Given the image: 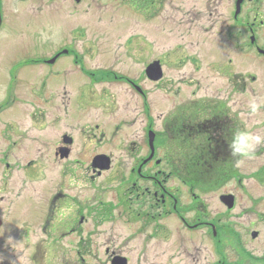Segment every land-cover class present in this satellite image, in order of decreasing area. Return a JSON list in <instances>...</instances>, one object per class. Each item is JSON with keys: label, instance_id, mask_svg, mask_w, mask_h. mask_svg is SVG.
<instances>
[{"label": "flooded vegetation", "instance_id": "af4514ba", "mask_svg": "<svg viewBox=\"0 0 264 264\" xmlns=\"http://www.w3.org/2000/svg\"><path fill=\"white\" fill-rule=\"evenodd\" d=\"M91 1L103 2L105 11L118 8L120 12L123 6L133 5L137 15L151 6L157 7L161 13H168L171 18L166 19L176 26L174 39L183 41L169 48L173 51L169 66L180 67L191 60L202 70L206 68L233 76L232 79L238 80L233 88L241 93H246V85L258 82L260 74L257 72H264V0H131L133 4L128 0L117 3L115 0H73L71 10L62 5L57 8H65L71 17L79 10L89 14L87 8H93ZM29 2L0 0V33L5 32L13 18L10 7ZM83 5L86 7L82 8ZM103 19L106 21L108 17ZM77 32L81 39L86 30L82 27ZM74 36L72 41L57 44L53 55L15 64L7 74L9 92L6 98H0V264H118V259L124 264H132L131 255L111 252L109 246L93 239L94 211L102 216L97 220L101 225L107 221L109 213L115 215L116 209H119V219L133 228L134 234L143 235V249L136 257L137 264L147 258L152 246L147 242L158 238L167 243L174 219L194 234L197 231L212 233L217 255L221 254L222 247L226 250L234 245V242H223V228L228 227L241 245L242 236L237 231V224L227 218L234 208L226 210L228 216L218 211L210 217L205 211L203 195H197L187 187L188 179L180 177L179 170L175 171L182 164L172 158L179 138L182 143L194 142L196 149L202 152L213 154L218 148L229 151L225 137H231L230 130L243 128L236 122L238 117L227 115V123L222 124L223 135L219 127V131H213L214 139L209 138L200 125L224 114L226 102L201 97L188 99L176 110V116L175 113L171 116L176 120L177 132L171 141H167L170 142L168 147L157 145L155 125L149 115L146 142L138 151L133 150L136 154L145 153L131 157L130 162L115 161L111 154L100 151L103 143L109 141L110 130L106 122L93 125L90 118L82 115L84 112L81 111H86L91 102L88 100L90 88L101 82L124 79L133 84L144 99L148 95L134 79L119 75L113 66L86 64L87 51L76 50L78 38ZM98 37L106 36H97L96 41ZM223 39L224 46L221 44ZM96 41V48L90 47L92 60L102 54ZM186 42L197 47L192 55L188 53ZM222 48L229 56L227 64L222 61ZM64 58L71 59V63L62 68L58 63ZM204 58L208 59V64H203ZM157 61L163 70L164 64L157 59L143 65L147 78V68ZM249 70L251 72L245 75L238 72ZM163 78L148 80L159 84ZM62 92L75 95L65 99ZM108 93L104 89L101 96L105 99ZM110 99L98 104L103 105ZM151 131L155 134L153 156ZM221 137L223 141L220 142ZM79 145L86 160L78 158ZM160 148L166 150L164 156ZM100 155L110 158L109 168L95 166V158ZM229 160L235 166L228 179L241 183L242 178L235 177L240 158L230 154ZM115 167L120 168L121 179L112 188L117 192L118 202H111L106 201L103 194L107 188L96 182L104 179ZM261 172L264 173V165ZM249 177L255 178V174L251 173ZM190 214L192 218H189ZM247 231L251 237L253 233L257 234L256 238L252 237L254 241L263 234L261 230ZM248 258L264 264V256L257 258L250 253ZM222 259L216 264H230L225 254Z\"/></svg>", "mask_w": 264, "mask_h": 264}, {"label": "rangeland", "instance_id": "374dc122", "mask_svg": "<svg viewBox=\"0 0 264 264\" xmlns=\"http://www.w3.org/2000/svg\"><path fill=\"white\" fill-rule=\"evenodd\" d=\"M128 1L133 4L131 0ZM117 2L119 0H115V3ZM72 3L73 0H30L26 5L14 4L10 7L13 8L10 9L13 18L5 32L0 33V98H6L9 92L7 74L15 64L27 60H39L43 55L51 56L54 54L57 44H64L67 40L72 41L71 39L75 35L74 38H78L75 43L76 50L87 51L84 57L86 64L111 65L119 75L134 79L148 95V98L144 99L133 84L124 79L101 82L90 88L88 100L91 102L87 105L86 111H81L84 112L82 115L87 116V119L90 118L93 125L101 121L106 122L110 130L109 141L103 143L100 151L111 154L115 161L130 162L131 157L133 159V157L145 153L136 154L134 151H138L139 147L142 148L146 142L150 117L155 125L153 129L157 133V145L168 147L170 142L167 141H171L177 132L175 131L176 120L171 119L172 114L175 113L176 116V110L186 104V100L193 98L219 99L226 102L227 110L225 109V113H221L220 117L217 116L220 119H212L205 125H200V128L207 132L209 138L214 139L213 131H219V127L222 130L221 135H223L222 124L227 123V115L237 116L238 121L236 120V122L242 125V129L264 137L263 106L255 116L250 115L248 108L249 101L253 98H256L257 102H264V72H257L260 74L258 82L246 85V93H241L233 88L234 83L238 81L232 79L233 76L228 77L221 72L206 68L202 70L191 60L187 64L183 63L180 67L169 66V59L173 57V51L169 48L173 44L177 45L183 41H179L180 38L174 39L173 33L176 26L166 19V17L171 18L170 15L161 13L157 7L144 8L137 15L134 13L133 5L131 7L123 6L120 12L118 8L105 11V7H102L103 2L91 1L93 8L92 10L87 8V12L90 11L89 14H85L84 10H79L72 17L68 15L65 8H57L62 5L68 6L67 8L70 9ZM84 7L86 6L83 5L82 8ZM113 13H117L118 16L116 14L115 17H110ZM104 16L108 17V20L104 21ZM82 27L85 28L86 33L80 39L77 30ZM179 30H183L182 25L179 26ZM101 35L106 37H98L96 41L95 38ZM95 41L99 44L102 54L92 60L90 47L96 48ZM186 43L188 53L192 55L197 47H191L190 42ZM221 44L225 45L224 39ZM46 52L48 53L46 54ZM196 56L200 59L198 55ZM221 57L224 64H227L229 56L224 48L221 49ZM154 59L160 60L164 64V78L159 84L152 83L143 73L145 62H152ZM198 62L201 64L200 61ZM70 63L71 59L64 58L58 65L63 68L65 64L69 65ZM208 63V59L204 58L203 64ZM238 72L240 75H245L251 70ZM238 79L241 78L238 77ZM232 80L233 82H231ZM104 89L109 92L105 99L101 96ZM71 91H74V88ZM69 95L74 96L75 93L65 94L62 92L65 99ZM106 98L111 99L108 102L105 101L103 105L98 104ZM174 125L175 128H172ZM116 128L119 131H114ZM222 139L223 137L220 142L223 141ZM176 145H174L175 148ZM127 151L131 154H128ZM165 151L160 148L162 156L166 154ZM95 152L96 149L93 153ZM76 153L80 160H86V154L80 151V145ZM229 156L230 152L225 148H218L209 157L203 159L199 172L201 179L207 177L211 168H214L218 173L216 176H222V172L228 176L232 167L235 166L229 160ZM263 165L264 143L257 146L253 158H240L237 163L235 177L242 178L241 183L237 180L231 181L229 178L220 187L211 189L204 185L196 192L203 195L205 211L207 210L210 217H213L214 213L218 211L228 216L227 207L221 202L220 194L235 195L234 211L227 218L237 224V231L242 236L241 245L228 227L223 228V242H234V245H230L231 247L226 250L222 247L223 253L217 255L214 244L216 240L212 233L197 231L194 234L185 229L180 221L174 219L173 226L168 231L167 243L161 242L158 238L147 242L152 246L142 264H216L219 259L223 260L224 254L230 264H263L262 261L253 262L248 258L250 253L257 258L264 256V173L261 172ZM117 168L115 167L104 179L102 178L103 180L100 179L96 182V184L99 182L100 185L103 184L107 188L103 192L106 201L118 202L117 192L112 190L121 179L120 168ZM179 170L183 173L180 174L182 177L189 178L188 168L181 170L180 167ZM251 173L255 174V178L249 177ZM189 181L188 179V188L190 187ZM176 183L175 181V186ZM92 192L95 191L92 190ZM184 197L187 195L185 194ZM118 211L119 209L115 210V217L109 213L107 221L101 225L97 223V220L102 216L94 211L93 239L99 244H105V247L109 246L111 252L131 255L132 264H137L135 263L136 257L143 249V235L134 234L133 228L125 225L119 219ZM188 216L192 218V214ZM223 219L226 220V217ZM248 229L261 230L262 237L254 241L250 232L248 233ZM233 246L234 249H232ZM105 247L102 250H105Z\"/></svg>", "mask_w": 264, "mask_h": 264}, {"label": "trees", "instance_id": "16d2710c", "mask_svg": "<svg viewBox=\"0 0 264 264\" xmlns=\"http://www.w3.org/2000/svg\"><path fill=\"white\" fill-rule=\"evenodd\" d=\"M178 140H179L178 141L179 144L177 145L176 148L174 146V150L172 152V158H173V161H180V163H182L181 170H183L184 164L187 163L188 174H189L188 179L190 180L189 185L193 191L195 192L199 191L201 186H204V185L207 187H211V189H214L215 187H220L222 183L224 182V180L228 179L230 175L228 174V176H226V174H224L223 172H222V176L220 177L216 176L218 175V173L215 172L214 168L213 169L208 168L209 173H207V177H202L201 179V177L199 176V172L201 170L200 165L202 162V157L204 156L205 159L209 157L210 155L209 152L199 151L198 149H196L197 145L194 143H189V144L182 143L181 138H179ZM177 170L179 169L175 168V171ZM180 174H183V173H181L179 170V175ZM202 190L203 188L201 189V191Z\"/></svg>", "mask_w": 264, "mask_h": 264}, {"label": "clouds", "instance_id": "9594fccd", "mask_svg": "<svg viewBox=\"0 0 264 264\" xmlns=\"http://www.w3.org/2000/svg\"><path fill=\"white\" fill-rule=\"evenodd\" d=\"M264 102H257L256 98L249 101L248 108L250 115L255 116L259 113ZM231 131V137H225L228 143V149L232 157L253 158L258 145L264 143V137L254 134L246 129H234ZM239 163V160L237 161Z\"/></svg>", "mask_w": 264, "mask_h": 264}, {"label": "water", "instance_id": "95a60500", "mask_svg": "<svg viewBox=\"0 0 264 264\" xmlns=\"http://www.w3.org/2000/svg\"><path fill=\"white\" fill-rule=\"evenodd\" d=\"M146 74L149 79L153 81H159L163 78V70L160 63L154 62L152 63L146 71ZM154 137L155 134L151 131L150 132V145L152 147V156L154 155ZM95 166L100 167L101 169H107L110 167V158L106 155H100L95 158ZM221 200L225 203L229 208H233L235 205V196L234 195H223L221 196ZM256 233H253V237H256ZM118 264H124L123 261L118 259Z\"/></svg>", "mask_w": 264, "mask_h": 264}]
</instances>
